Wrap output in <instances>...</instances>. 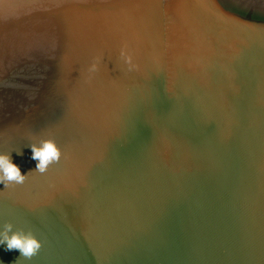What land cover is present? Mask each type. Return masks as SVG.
Listing matches in <instances>:
<instances>
[{"label":"water","instance_id":"95a60500","mask_svg":"<svg viewBox=\"0 0 264 264\" xmlns=\"http://www.w3.org/2000/svg\"><path fill=\"white\" fill-rule=\"evenodd\" d=\"M43 140L0 264H264V0H0V153Z\"/></svg>","mask_w":264,"mask_h":264},{"label":"clouds","instance_id":"9594fccd","mask_svg":"<svg viewBox=\"0 0 264 264\" xmlns=\"http://www.w3.org/2000/svg\"><path fill=\"white\" fill-rule=\"evenodd\" d=\"M32 160L36 161L35 168L22 173L20 167L13 162L11 153H0V185L21 184L27 177L28 172L38 171L44 173L49 165L59 161L61 151L52 140H43L39 144H30ZM17 155H23L19 150ZM12 223H5L0 227V246L5 251L18 250L19 257L31 259L41 248L40 241L31 233L23 230H13Z\"/></svg>","mask_w":264,"mask_h":264}]
</instances>
